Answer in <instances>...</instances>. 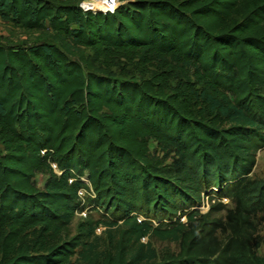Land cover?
<instances>
[{
    "label": "trees",
    "instance_id": "obj_1",
    "mask_svg": "<svg viewBox=\"0 0 264 264\" xmlns=\"http://www.w3.org/2000/svg\"><path fill=\"white\" fill-rule=\"evenodd\" d=\"M71 1L0 0V20L54 40L0 45V264H73L77 248L83 264H264V180L249 176L264 148V0H117L111 14ZM81 189L115 226L100 256L83 253L95 222L67 233ZM144 236L177 252L155 260Z\"/></svg>",
    "mask_w": 264,
    "mask_h": 264
},
{
    "label": "rangeland",
    "instance_id": "obj_2",
    "mask_svg": "<svg viewBox=\"0 0 264 264\" xmlns=\"http://www.w3.org/2000/svg\"><path fill=\"white\" fill-rule=\"evenodd\" d=\"M70 3L75 4L73 0ZM83 5L91 6L93 5V3L88 1V3L85 2ZM32 43H54V40L51 37V33L47 30L39 33L25 32L11 25L8 22H4L0 20V45L10 46V47H22L24 45H29ZM66 54L70 60H74V61H77L78 57H81L82 60H88L90 58V53L87 50L71 49L68 52H66ZM82 68H83V72L86 73L87 72L86 68L84 66H82ZM93 71L97 74H103L115 80L128 79L129 77H134L136 80L138 79V76L136 74L129 72L128 70L123 74L119 73L121 72L119 68H112L111 70H103L101 67H99V68H95ZM148 147H149V151L151 152L152 150H154V143L151 141L148 142ZM249 176L251 179L264 180V148H262L261 150L255 153L254 165ZM45 178H46L45 176L37 174L34 176L33 181L38 188H41L45 181ZM89 196H90L89 190L86 191L84 189H81L78 192L81 208L77 209L74 212L73 217L67 228V233L69 236L74 234L76 222L84 217H87L90 220H92V222H95L93 236L90 238L89 241L90 243L85 247L86 250L83 253L89 255L96 254V256H100L102 250L106 246V242H107L106 236L108 233L113 235L115 226L108 227L107 225H105L106 224L105 217L101 215L99 211H97L91 204L87 202L86 198ZM213 202H216V199L212 198L209 195L207 197H202L201 203L195 207L200 212H205L208 208V205L212 204ZM219 202L224 206V209L217 212H213L212 216L222 218L224 215V210L230 207L231 204L226 199H220ZM258 234L261 238V241L258 248L256 249V253L264 257V228L262 226H258ZM219 236L222 237V235L220 234ZM140 241L143 243H148L149 246L154 250L155 260H159L164 256H166L167 254H175V252H177V245L175 242L171 240H158L154 237L144 236L140 239ZM78 251L79 248H77L75 254L70 257V261L73 264H83L77 253Z\"/></svg>",
    "mask_w": 264,
    "mask_h": 264
},
{
    "label": "bare ground",
    "instance_id": "obj_3",
    "mask_svg": "<svg viewBox=\"0 0 264 264\" xmlns=\"http://www.w3.org/2000/svg\"><path fill=\"white\" fill-rule=\"evenodd\" d=\"M89 1V0H88ZM88 1H84L82 3V5ZM91 3H93V5L91 6H86V5H83L84 8L87 10L88 8H91V9H94L95 11H92L93 13H96V12H105V11H108V10H113L116 6V2L114 0H91ZM90 11V10H88Z\"/></svg>",
    "mask_w": 264,
    "mask_h": 264
},
{
    "label": "built area",
    "instance_id": "obj_4",
    "mask_svg": "<svg viewBox=\"0 0 264 264\" xmlns=\"http://www.w3.org/2000/svg\"><path fill=\"white\" fill-rule=\"evenodd\" d=\"M85 0H83V1H80L79 2V4H78V6H79V8L80 9H82L83 11H87L85 8H84V6L82 5V3L84 2ZM115 2H116V6L118 5V2H117V0H114ZM116 6H115V8H116ZM114 8V9H115ZM114 9L113 10H108V11H105V12H102V13H112L113 11H114Z\"/></svg>",
    "mask_w": 264,
    "mask_h": 264
}]
</instances>
